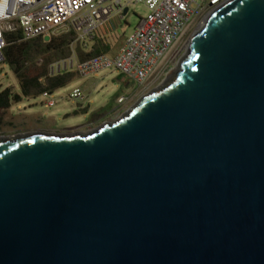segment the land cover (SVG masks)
<instances>
[{
    "label": "water",
    "instance_id": "obj_1",
    "mask_svg": "<svg viewBox=\"0 0 264 264\" xmlns=\"http://www.w3.org/2000/svg\"><path fill=\"white\" fill-rule=\"evenodd\" d=\"M0 264H264V0L119 119L1 136Z\"/></svg>",
    "mask_w": 264,
    "mask_h": 264
},
{
    "label": "built area",
    "instance_id": "obj_2",
    "mask_svg": "<svg viewBox=\"0 0 264 264\" xmlns=\"http://www.w3.org/2000/svg\"><path fill=\"white\" fill-rule=\"evenodd\" d=\"M229 0H0V63L8 45L7 36L20 32L24 40L73 31L75 43L84 47L95 39L103 24L112 17L122 19L129 7L143 2L148 9L134 30L113 56L106 53L79 60L73 53L49 67L51 76L72 72L89 76L116 69L142 85L157 75L181 49L184 36L198 17ZM6 4V7L3 5ZM43 92L46 103L55 106L58 99ZM70 98L84 99L80 87ZM124 97H119L122 103Z\"/></svg>",
    "mask_w": 264,
    "mask_h": 264
},
{
    "label": "rangeland",
    "instance_id": "obj_3",
    "mask_svg": "<svg viewBox=\"0 0 264 264\" xmlns=\"http://www.w3.org/2000/svg\"><path fill=\"white\" fill-rule=\"evenodd\" d=\"M211 11L212 9L203 12L198 17L184 36L179 52L164 65L157 75L147 80L144 84H136L116 69L104 70L89 76L76 75V78L71 83L52 93L51 99H60L55 106L48 105L41 96L23 98L21 102L14 104L7 112L0 113V137L40 130L61 133L90 131L103 123L117 119L141 96L157 89L166 81L183 56L188 41H190L200 23L204 21ZM147 13L148 9L143 2L129 7V12L120 21L119 29L106 45L109 50L105 52L114 54L137 26L140 19L146 17ZM61 34L63 33H57L53 36ZM97 39L98 32L93 42L88 43L87 47L82 46L84 52H90ZM76 46L77 44L72 45L71 55L73 53L76 54ZM37 64H41L40 59ZM6 87H11L14 91L19 92L18 80L2 61L0 63V89ZM75 87L82 89L85 96L83 100L69 97L70 92ZM121 96L125 99L122 103H119L118 99ZM89 107H97L102 113L89 116L85 112ZM96 116L101 117L100 120L94 122L93 120Z\"/></svg>",
    "mask_w": 264,
    "mask_h": 264
},
{
    "label": "trees",
    "instance_id": "obj_4",
    "mask_svg": "<svg viewBox=\"0 0 264 264\" xmlns=\"http://www.w3.org/2000/svg\"><path fill=\"white\" fill-rule=\"evenodd\" d=\"M75 39L73 31L51 36L49 41H45L43 37L24 40L20 32L9 34L7 36L9 43L3 50V63L18 80L19 92L11 87L0 89V113L6 112L23 98H36L47 91L54 93L71 83L76 78V74L69 72L51 76L49 67L55 61L69 57L72 53V45L77 44L76 55L79 60L109 50L108 46L96 40L92 50L84 52L82 45L75 43ZM39 59L40 65L37 64Z\"/></svg>",
    "mask_w": 264,
    "mask_h": 264
},
{
    "label": "crops",
    "instance_id": "obj_5",
    "mask_svg": "<svg viewBox=\"0 0 264 264\" xmlns=\"http://www.w3.org/2000/svg\"><path fill=\"white\" fill-rule=\"evenodd\" d=\"M129 11H127L124 16L128 13ZM121 19L117 16L110 18L109 20H107L103 26L98 30V41L102 42L103 44L107 45L109 43V40L114 36V33L119 29V26L121 25ZM120 47V46H119ZM118 47V49H119ZM117 49V51H118ZM117 51L114 54H109L106 53L108 55H115L117 53ZM18 92V91H16ZM11 109V108H10ZM8 111V110H7ZM6 111V112H7ZM86 114L90 115H97L98 113H102L100 112V110L95 107V108H90L88 110L85 111ZM101 116H96L95 119L93 120L94 122L100 120Z\"/></svg>",
    "mask_w": 264,
    "mask_h": 264
},
{
    "label": "bare ground",
    "instance_id": "obj_6",
    "mask_svg": "<svg viewBox=\"0 0 264 264\" xmlns=\"http://www.w3.org/2000/svg\"><path fill=\"white\" fill-rule=\"evenodd\" d=\"M209 16V14L206 16V18L204 19V21H202L201 23H200V25H199V27H198V29L196 30V32L204 25V23H205V21H206V19H207V17ZM195 32V33H196ZM188 44H189V41H188ZM188 44L185 46V47H187L188 46ZM151 92V91H150ZM145 94H147V93H145ZM144 94V95H145ZM123 115V114H122ZM121 116H119L117 119H119ZM117 119H115V120H117ZM115 120H113V121H115ZM112 122V121H111Z\"/></svg>",
    "mask_w": 264,
    "mask_h": 264
},
{
    "label": "clouds",
    "instance_id": "obj_7",
    "mask_svg": "<svg viewBox=\"0 0 264 264\" xmlns=\"http://www.w3.org/2000/svg\"><path fill=\"white\" fill-rule=\"evenodd\" d=\"M3 6L6 7V4H4Z\"/></svg>",
    "mask_w": 264,
    "mask_h": 264
}]
</instances>
